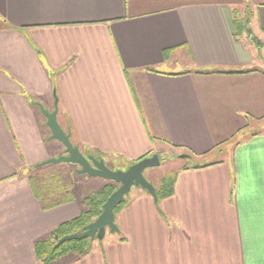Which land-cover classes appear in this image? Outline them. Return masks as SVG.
Masks as SVG:
<instances>
[{"label":"crops","instance_id":"obj_1","mask_svg":"<svg viewBox=\"0 0 264 264\" xmlns=\"http://www.w3.org/2000/svg\"><path fill=\"white\" fill-rule=\"evenodd\" d=\"M42 108L110 169L181 163L173 195L132 189L118 232L53 264H264V0H0V264H43L113 185L63 164L75 200L42 202L34 168L66 155Z\"/></svg>","mask_w":264,"mask_h":264},{"label":"water","instance_id":"obj_2","mask_svg":"<svg viewBox=\"0 0 264 264\" xmlns=\"http://www.w3.org/2000/svg\"><path fill=\"white\" fill-rule=\"evenodd\" d=\"M42 114L46 118L47 126L52 133L51 140L62 143L66 149V155L41 163L40 167L50 164H71L78 167L77 174L80 176L98 178L118 185V189L104 204L102 214L98 219L90 224L83 233L62 238L57 244L58 247L65 243L85 239L102 241L106 237L108 230L111 233L118 232V227L115 223V209L131 193L134 187L142 188L156 202L158 201L156 188L145 177V172L148 169L161 166L162 161L158 155L142 159L129 166L127 170H112L106 165L104 159L96 158L95 156H85L80 152L78 147L72 144L70 135H67L58 123V108L53 112L42 108Z\"/></svg>","mask_w":264,"mask_h":264},{"label":"trees","instance_id":"obj_3","mask_svg":"<svg viewBox=\"0 0 264 264\" xmlns=\"http://www.w3.org/2000/svg\"><path fill=\"white\" fill-rule=\"evenodd\" d=\"M236 29L237 34L241 35L242 32L246 30L244 22L236 20ZM39 168L40 166H37L34 169L37 170ZM176 175L177 173L175 172L162 179L161 186L156 189L158 201L173 195ZM42 177L45 178L44 176H36L32 178V182L35 193L40 197L44 204H60V202H69L75 200L71 190L69 189V185L60 183L57 188L51 191L44 187L45 185L43 184ZM46 177H48V179H52L54 176ZM116 190V187L107 185L100 192L87 197L84 200V205L87 207V210H85L78 218L57 228L47 240L41 241L37 245V254L42 260L43 264H53L55 261L70 254L82 258L88 256L91 253L94 242L91 239L72 241L59 247L57 244L62 238L66 236L84 232L86 228L102 214L104 204ZM42 195H44V197H42ZM126 204L127 199L124 198V200L117 205L115 209L116 214L121 211Z\"/></svg>","mask_w":264,"mask_h":264},{"label":"rangeland","instance_id":"obj_4","mask_svg":"<svg viewBox=\"0 0 264 264\" xmlns=\"http://www.w3.org/2000/svg\"><path fill=\"white\" fill-rule=\"evenodd\" d=\"M60 125V124H59ZM62 128V127H61ZM63 129V128H62ZM64 131V130H63ZM65 132V131H64ZM66 133V132H65ZM67 134V133H66ZM68 135V134H67ZM71 140V139H70ZM81 152V151H80ZM84 155V154H83ZM86 156V155H85ZM178 159V154L174 153V152H170V154L166 157V158H162V163L160 167L157 168H152L149 169L148 172L145 173V177L146 179L156 188V186L159 188L161 186V182L162 179L166 176H170L171 174L175 173V171L177 170V168L180 167L181 163H179V161H177ZM105 161V160H104ZM106 163V162H105ZM183 163V162H182ZM184 163H186L187 165L191 166L195 164V161L193 160H186ZM59 165H63V164H59ZM59 165H46L45 167H42V169H52L50 171L46 170L43 172L42 176H44L45 178L42 177L43 179V184L45 185L44 187L49 189V190H54L55 188H57V186L61 183L64 185H69V189L73 191L74 195L73 197L75 198L76 195V186H77V181L76 176L74 177V181L72 183H68V172L69 170H67V168H59ZM107 165V163H106ZM108 166V165H107ZM131 166V165H130ZM129 167V166H128ZM128 167H123L122 169H117V170H127ZM56 168V169H54ZM114 170V169H112ZM78 175V174H77ZM46 176H54L52 179H48V177ZM80 176V175H79ZM65 178L67 179V181L65 180ZM114 187H116V189H118V185L114 184ZM137 188V187H134ZM133 188V189H134ZM142 189V188H139ZM157 189V188H156ZM143 190V189H142ZM144 191V190H143ZM147 194L148 192L145 191ZM130 195V194H129ZM128 196H126L125 198L127 199ZM42 197H44V195H42ZM98 219V218H97ZM97 219H95L93 222H95ZM83 233V232H81ZM79 233V234H81ZM107 233H111L110 230L107 231ZM104 240V239H103ZM102 240V241H103ZM98 241V240H96Z\"/></svg>","mask_w":264,"mask_h":264}]
</instances>
